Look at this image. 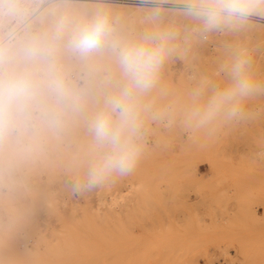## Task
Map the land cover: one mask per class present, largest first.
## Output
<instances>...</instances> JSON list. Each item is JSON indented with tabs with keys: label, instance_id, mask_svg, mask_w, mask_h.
<instances>
[{
	"label": "clouds",
	"instance_id": "clouds-1",
	"mask_svg": "<svg viewBox=\"0 0 264 264\" xmlns=\"http://www.w3.org/2000/svg\"><path fill=\"white\" fill-rule=\"evenodd\" d=\"M214 39L207 69L198 48ZM261 60L264 0H0V264H39V244L12 245L38 201L53 211L58 182L88 197L161 139L264 120Z\"/></svg>",
	"mask_w": 264,
	"mask_h": 264
},
{
	"label": "rangeland",
	"instance_id": "rangeland-1",
	"mask_svg": "<svg viewBox=\"0 0 264 264\" xmlns=\"http://www.w3.org/2000/svg\"><path fill=\"white\" fill-rule=\"evenodd\" d=\"M215 49V39L198 48L204 68ZM183 72L180 61L170 69L174 86L187 82ZM262 142L264 120L215 139L176 136L88 197L58 182L53 211L38 201L12 250L39 244V264H264V160L254 158Z\"/></svg>",
	"mask_w": 264,
	"mask_h": 264
},
{
	"label": "bare ground",
	"instance_id": "bare-ground-1",
	"mask_svg": "<svg viewBox=\"0 0 264 264\" xmlns=\"http://www.w3.org/2000/svg\"><path fill=\"white\" fill-rule=\"evenodd\" d=\"M119 199V198H118ZM121 199V198H120Z\"/></svg>",
	"mask_w": 264,
	"mask_h": 264
}]
</instances>
